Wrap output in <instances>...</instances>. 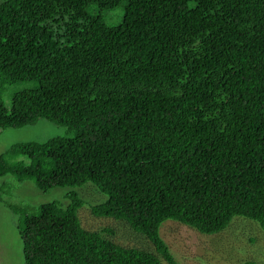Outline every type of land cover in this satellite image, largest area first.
<instances>
[{
	"label": "trees",
	"instance_id": "trees-1",
	"mask_svg": "<svg viewBox=\"0 0 264 264\" xmlns=\"http://www.w3.org/2000/svg\"><path fill=\"white\" fill-rule=\"evenodd\" d=\"M121 3L106 25L99 12ZM25 80L37 86L0 102V129L45 119L75 136L10 146L0 177L92 182L107 196L92 212L155 253L83 229L69 193L66 209L24 213V264H180L168 219L215 234L242 216L264 232V0H2L0 91ZM17 154L28 163L6 162Z\"/></svg>",
	"mask_w": 264,
	"mask_h": 264
},
{
	"label": "rangeland",
	"instance_id": "rangeland-1",
	"mask_svg": "<svg viewBox=\"0 0 264 264\" xmlns=\"http://www.w3.org/2000/svg\"><path fill=\"white\" fill-rule=\"evenodd\" d=\"M89 10L96 12L92 6ZM123 14L124 3L99 12L103 22L110 27L118 26ZM36 86V81L26 80L5 83L0 91V102L5 108H9L12 95ZM74 136V130L45 119L19 128L0 129V155L14 144ZM19 161L28 163L26 156L22 154L6 157L9 164ZM69 193H75L82 202L77 209V217L83 229L101 232L105 238L122 246L155 253L146 237L132 230L125 222L100 217L92 212L94 206L107 200L106 194L92 182L41 191L33 180L19 182L14 175L6 174L0 177V264H24L20 236L24 213L37 214L40 205L52 202H57L66 209L71 204L67 197ZM8 205L23 207L24 211L15 212ZM159 235L180 264H264V232L257 222L242 216L233 217L227 228L215 234H201L180 222L168 219L161 223ZM160 264L166 263L160 259Z\"/></svg>",
	"mask_w": 264,
	"mask_h": 264
}]
</instances>
